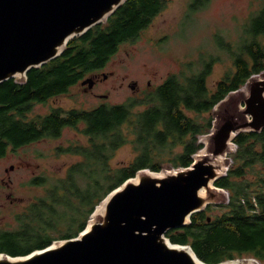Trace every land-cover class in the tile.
Returning <instances> with one entry per match:
<instances>
[{
  "label": "trees",
  "instance_id": "trees-1",
  "mask_svg": "<svg viewBox=\"0 0 264 264\" xmlns=\"http://www.w3.org/2000/svg\"><path fill=\"white\" fill-rule=\"evenodd\" d=\"M209 2L191 0L189 10L196 12ZM165 7L166 0H126L107 21L72 38L59 57L30 69L25 82L11 78L0 84V158L43 138H59L68 127L87 137L86 144L58 146L61 153L80 157L65 175L31 180L34 186H44L45 194L16 212L12 223L0 224V252L26 255L78 236L112 190L141 169L161 172L165 157L176 169L190 166L204 147L200 136L213 126V117L203 115L253 74L264 71L263 7L250 17L235 47L215 36L217 47L232 55L233 70L214 89L209 88L208 77L218 59L209 54L199 71L191 70L189 63L185 72L170 74L142 99L91 109L56 107L30 118L35 103L67 93L103 69L121 45L139 38ZM234 142L237 148L227 174L216 180L229 191V201L214 216L208 214L209 205L194 213L189 224L167 233L172 242L191 245L207 263L246 254L264 261V129L241 131ZM128 143L137 152L135 159L115 166L117 151Z\"/></svg>",
  "mask_w": 264,
  "mask_h": 264
},
{
  "label": "water",
  "instance_id": "water-1",
  "mask_svg": "<svg viewBox=\"0 0 264 264\" xmlns=\"http://www.w3.org/2000/svg\"><path fill=\"white\" fill-rule=\"evenodd\" d=\"M125 2L0 0V84L11 78L25 82L30 69L59 57L72 38L107 21ZM81 83L92 88L95 80L87 77ZM213 113L211 131L204 134L205 152L203 147L196 153L190 166L164 174L141 169L104 198L78 236L26 255L0 252V264H212L167 233L189 224L194 213L223 196L229 201V191L216 180L227 174L226 156L236 151V135L264 129V71L231 91ZM242 260L260 264L255 257L216 264H250Z\"/></svg>",
  "mask_w": 264,
  "mask_h": 264
},
{
  "label": "rangeland",
  "instance_id": "rangeland-1",
  "mask_svg": "<svg viewBox=\"0 0 264 264\" xmlns=\"http://www.w3.org/2000/svg\"><path fill=\"white\" fill-rule=\"evenodd\" d=\"M190 2L166 0L165 9L139 38L123 43L103 69L87 76L93 77L96 85L91 88L81 81L65 94L46 103H35L30 118L48 114L56 107L91 109L102 103L142 99L146 91L164 82L170 74L185 72L189 63L191 70L199 71L209 54L218 59L208 77L209 88L214 89L225 73L233 70L232 55L217 47L215 36L224 37L235 47L250 17L264 7V0H210L206 7L196 12H190ZM203 116L215 118L213 111ZM200 139L206 147L205 136ZM86 142L84 134L68 127L59 138H43L0 158V224L12 223L16 212L33 198L45 194L44 186L31 184L35 176L57 179L65 175L69 164L80 159L77 155L61 153L58 146ZM230 153L226 156L227 168L232 163ZM136 155L133 145L128 143L117 151L113 164L126 165ZM162 167L161 174L176 170L168 157L162 160ZM225 203V196L212 202L208 214L214 216L220 212L218 207ZM248 256L251 255H244ZM259 263L264 264V261Z\"/></svg>",
  "mask_w": 264,
  "mask_h": 264
},
{
  "label": "bare ground",
  "instance_id": "bare-ground-1",
  "mask_svg": "<svg viewBox=\"0 0 264 264\" xmlns=\"http://www.w3.org/2000/svg\"><path fill=\"white\" fill-rule=\"evenodd\" d=\"M221 159H222V162H224V158L223 157H221ZM202 193H204V190H202ZM98 206V205H97ZM102 207H103V205H102ZM102 207H101V209H102ZM100 209V210H101ZM99 208L96 210V212L95 213H98L99 211ZM49 246V245H48ZM188 251H189V253L195 258V254H194V252L191 250V249H189V248H186ZM36 250V249H35ZM197 262H198V259L196 258L195 259ZM242 261H245V262H248V263H250V264H254V262L252 261V260H242ZM199 263V262H198Z\"/></svg>",
  "mask_w": 264,
  "mask_h": 264
},
{
  "label": "flooded vegetation",
  "instance_id": "flooded-vegetation-1",
  "mask_svg": "<svg viewBox=\"0 0 264 264\" xmlns=\"http://www.w3.org/2000/svg\"><path fill=\"white\" fill-rule=\"evenodd\" d=\"M98 72V71H97ZM95 75V74H94ZM96 85V84H95Z\"/></svg>",
  "mask_w": 264,
  "mask_h": 264
}]
</instances>
